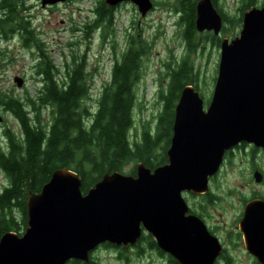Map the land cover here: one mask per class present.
I'll list each match as a JSON object with an SVG mask.
<instances>
[{
	"label": "water",
	"instance_id": "obj_1",
	"mask_svg": "<svg viewBox=\"0 0 264 264\" xmlns=\"http://www.w3.org/2000/svg\"><path fill=\"white\" fill-rule=\"evenodd\" d=\"M64 1L43 0V5ZM105 1L116 6L126 0ZM132 1L142 16L154 8L153 0ZM222 27L223 18L212 0H201L197 30L218 36ZM16 80L22 86V78ZM241 141L264 147V7L245 13L238 36L222 39L208 109L194 86L182 90L168 163L154 171L138 163L136 176L106 173L87 194L78 173L57 170L41 193L28 198L26 230L2 236L0 264L89 262L99 245H136L144 232L181 264H213L222 247L198 217L187 216L182 193L207 192L209 177L218 170L225 151ZM249 221L257 222L255 217ZM257 241L254 235L247 236V249L264 263Z\"/></svg>",
	"mask_w": 264,
	"mask_h": 264
},
{
	"label": "trees",
	"instance_id": "obj_2",
	"mask_svg": "<svg viewBox=\"0 0 264 264\" xmlns=\"http://www.w3.org/2000/svg\"><path fill=\"white\" fill-rule=\"evenodd\" d=\"M195 2L182 0L184 20L188 23L183 38L189 52L196 51L198 35L194 23ZM251 5L243 7L241 12ZM115 14V7L98 0L91 22L83 28L82 38L70 43L76 48L65 58L62 67L55 64L42 36L35 39L32 46L39 51L35 72L42 86L35 95L27 93L29 97L24 101L13 98L11 106L23 125L25 139L11 140L5 150L0 147V169L8 181L0 192V240L7 232L26 230L28 198L41 193L59 169L69 168L78 173L82 178L81 190L87 194L104 174L125 172L126 162H142L152 169L167 162L176 103L185 86L198 83L200 71L190 62L187 52L179 63L172 62L168 76L171 84L160 90L164 104L167 97L166 106L151 129L143 125L139 131L134 117L138 95L131 87L137 85L141 74L140 46L129 48L121 62L115 61L110 71L113 81L98 97L90 95L88 51L93 44V33L99 31L103 43L112 50L108 35L115 34ZM228 34L231 31L225 27L222 35ZM83 37L88 41L85 50ZM206 37L213 45L220 46L222 37L214 34ZM3 95L8 97L6 93ZM135 167L129 173L135 174ZM140 241L150 243L152 249L160 252L152 236L143 235ZM104 246L120 250L109 243ZM68 264L100 263L92 255L88 263L72 260Z\"/></svg>",
	"mask_w": 264,
	"mask_h": 264
},
{
	"label": "rangeland",
	"instance_id": "obj_3",
	"mask_svg": "<svg viewBox=\"0 0 264 264\" xmlns=\"http://www.w3.org/2000/svg\"><path fill=\"white\" fill-rule=\"evenodd\" d=\"M41 1L39 0V3H37L34 0L33 2L36 5L38 4L33 12L37 15L34 27L38 28L39 34H42L47 42L49 51L54 56L56 64L62 66L65 57L69 56L70 48L68 44L77 43L82 38L80 32L91 22L89 14L97 1L69 0L64 5L56 8H43ZM244 1L219 0L220 8L228 16L226 28L231 31V34H228L227 37H234L241 30L242 26L237 23V20L241 17ZM248 1L246 0V2ZM178 2L179 0H156V8L147 16V29L142 37L138 36V18L133 6H124L117 10L116 28L118 32L116 35H108V39L113 43L112 50L106 47L102 41H99L96 33H93L94 44L88 54L91 78L95 75V87L100 84L101 88H103V84L110 79L113 54L121 53L126 42H132L133 40L139 44L140 48L143 47L144 42H147V54L144 53L142 57V80L138 85L142 89L137 92V106L134 112L135 126L139 131L142 129L143 124L150 129L154 126L163 105V101L159 96L160 89L167 87L172 62L182 58L186 52L190 53V62L194 63L200 71L196 85L204 96L206 107H208L207 105L211 100L218 72L220 47L210 42L209 38L206 37L208 33L197 32L196 51L189 52L183 38V32H185L184 24L175 25L176 22L172 15L178 7ZM231 19H234V21H231ZM4 45L0 44V64L11 58L13 60L7 66L0 65V70H3L0 71V74L3 75L0 76V89L8 92L11 89L16 95L21 96L25 94V89L27 88L30 93L35 94L41 83L35 78L34 58L31 54L28 55V51L21 48L17 43H13L8 47ZM87 45L88 41L83 37L82 47L84 50ZM31 52L37 54L35 49H32ZM96 68H99L98 72ZM16 76H22L26 79V86L23 89L15 84L14 78ZM170 84L171 79L169 78ZM99 94L100 92L93 94V96L97 97ZM166 99L167 97L165 98V106ZM12 127H17L20 132V127L16 122H14ZM134 165L135 162L133 161L126 162L125 172H129ZM7 183L5 174L0 169V192ZM235 215L236 212H233L229 219H233ZM140 242L128 247L127 251L122 250L123 252L100 245L94 249L92 255L99 260L100 264H166L163 257L157 252L150 250V243Z\"/></svg>",
	"mask_w": 264,
	"mask_h": 264
},
{
	"label": "flooded vegetation",
	"instance_id": "obj_4",
	"mask_svg": "<svg viewBox=\"0 0 264 264\" xmlns=\"http://www.w3.org/2000/svg\"><path fill=\"white\" fill-rule=\"evenodd\" d=\"M39 3V0H36ZM201 0L195 2V28L198 14V4ZM34 0H0V44L4 42L8 45L17 43L21 47L32 48L35 39L39 36L38 31L34 28V21L37 18L34 9L37 7ZM214 7L224 19L226 13L220 8L219 0H212ZM67 3V2H65ZM130 3L138 18V36L142 37L147 29V15L144 18L139 17L138 7L130 0L115 6L119 10ZM156 8V0H154ZM64 3L56 4L53 7H59ZM184 2V8H185ZM252 4L249 8L241 13L242 20L237 22L243 23L245 13L254 8H263L264 0H246L244 7ZM242 6V7H243ZM176 24H184L187 31L188 23L184 20L185 12L182 9V0H179L178 7L172 13ZM144 22V27H143ZM227 22L224 19V27ZM118 32V31H117ZM136 42H129V48L135 47ZM139 45V44H138ZM127 47V42L123 46V51ZM122 51V52H123ZM122 52L117 54L122 58ZM140 53L147 54V42H144ZM145 56V55H144ZM143 57V56H142ZM143 62L141 61L140 67ZM0 76H3L0 74ZM142 77L137 79L140 83ZM169 80V78H168ZM134 92L142 87L137 86ZM6 98L0 104V114L4 122L0 123V142L8 144L11 134H21L18 128H13L14 122L20 127L21 123L14 113L7 109ZM11 129V133L7 128ZM12 136V137H11ZM167 163V162H166ZM183 196L189 205V214H193L201 219L206 225L209 233L215 237L222 246V252L217 255L213 264H264L259 259L249 253L246 244V237L254 235L257 241V248L260 253H264V147L257 146L253 143L242 141L227 149L224 153L223 160L217 172L209 177L208 191L203 194H194L185 191ZM253 205H256L253 207ZM236 212L233 219H229L231 214ZM255 217L257 222L252 223L250 218ZM203 245L210 246V241H204ZM148 249H150L148 247ZM130 250V249H129ZM157 252L165 259L166 264H180L169 253L160 249H150Z\"/></svg>",
	"mask_w": 264,
	"mask_h": 264
}]
</instances>
